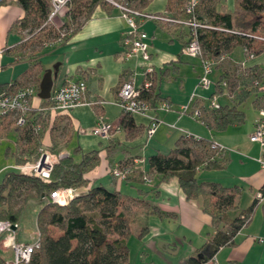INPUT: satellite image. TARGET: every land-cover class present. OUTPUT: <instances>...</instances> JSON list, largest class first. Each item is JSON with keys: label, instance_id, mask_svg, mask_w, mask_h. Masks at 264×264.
Listing matches in <instances>:
<instances>
[{"label": "trees", "instance_id": "16d2710c", "mask_svg": "<svg viewBox=\"0 0 264 264\" xmlns=\"http://www.w3.org/2000/svg\"><path fill=\"white\" fill-rule=\"evenodd\" d=\"M1 1L6 2V0ZM147 1L130 0V3L136 11L143 12L140 8ZM216 2L217 0H200L192 14L194 19L204 26L195 30L201 49L200 60L226 57L236 47L241 49L246 47L251 49L253 54H259L264 47L254 50L253 41L245 35L253 34L264 27L261 20L264 0H236L237 12L234 15L216 13ZM186 3L187 0L181 1L180 15L176 18H168L186 20L191 17L184 12ZM14 4L22 11L23 16L10 26V32L28 29L29 34L33 32L40 34L44 31L55 34L54 29H59L53 25L44 26L50 12L48 0H14ZM97 4L112 8L98 0L70 1L60 19V28L66 29L65 37L60 43L80 27L81 23L72 27L76 19L80 15L84 16L83 21L87 19ZM186 30L187 40L182 46L190 39L189 29ZM56 38V35L47 37V41L40 42L41 47L38 51L32 49L28 53V63L32 69L38 65L37 53L45 48L46 42L54 41ZM216 66L218 65L214 68H219ZM167 76L168 71L165 68L160 74L152 71L148 79L149 87L144 89L143 84L139 87L137 97L145 102L149 109H155L157 104L162 102L156 91L159 81ZM263 80L264 71L257 65L241 70L235 67L231 72L221 69L207 102L225 94L229 103L218 105L216 109H211L207 105L196 107L199 111L197 121L212 132H223L228 127L242 125L244 113L241 107L249 98H252V106L257 112L264 110V97L261 94ZM18 85V82L0 85V92L12 91ZM119 85L120 83L116 93ZM47 105V101L43 103V107ZM57 117L55 115L53 120L49 121L48 114L40 116L30 113L22 127L11 128L16 138L13 153V161L16 165L35 159L44 133H47L50 139L48 147L54 144L52 132ZM39 118L41 129L38 133H33V127ZM10 124L9 117L0 118L2 136L9 131ZM118 125L128 137L138 132L129 114L120 113ZM211 142L200 138L196 141L181 136L166 153H154L146 161L148 169L159 177L160 182L175 178L185 200L199 199L202 212L209 218L212 235L196 250L194 256L185 260V264H204L211 260L220 248L233 246L234 236L249 222L256 203L254 201L236 217L229 218L228 212L237 209L235 199L239 189L197 181L196 174L199 170H213L219 167L216 158H219L221 153L209 149ZM97 163L96 151L81 155L77 162L71 156L62 157L53 164L48 182H42L31 175L10 169L1 173L0 221H8L16 225L23 208L39 205L35 217L38 248L32 250L27 264H127L126 239L129 226L140 218L145 220L151 215L159 218L172 217L171 214L160 212L144 200L147 191L136 190L135 195H128L98 185L84 187L87 182L86 174ZM138 178L137 182H140L141 174ZM60 188L74 191L85 188V191L74 194L66 205L58 206L48 197L50 193ZM263 190L264 186L260 191ZM53 229L59 233L56 237ZM146 230L147 225L144 222L138 236H143ZM3 263L4 260L0 256V264Z\"/></svg>", "mask_w": 264, "mask_h": 264}, {"label": "crops", "instance_id": "0c3cea01", "mask_svg": "<svg viewBox=\"0 0 264 264\" xmlns=\"http://www.w3.org/2000/svg\"><path fill=\"white\" fill-rule=\"evenodd\" d=\"M181 1L148 0L140 10L147 14L176 18L180 15ZM215 12L234 15L237 12L236 0H217ZM22 16L23 13L14 4V0H6L2 3L0 7V49L2 50L0 73L3 67L8 66L10 76L8 81H2L0 85L14 82L19 83L17 87L28 84L33 85L35 97L32 100V108L36 109V107H42L43 103L46 102L37 97L39 84L45 71H51L49 96L53 89L63 85L66 81H84V102L94 103L95 105L75 107L68 112L67 116H63L61 121H64L62 124L68 127V132L65 148L58 151L57 155L71 156L77 162L80 160L81 155L96 151L98 153V163L100 158L102 159V171L99 170L98 165H95L91 170L92 179L88 176L90 171L86 174L87 180H92V186L98 185L105 188L107 186L122 187L123 185L124 187H130L133 190V195H135L136 190L147 191L144 200L150 206L160 212L172 215V217L166 218L151 215L145 220L140 218L139 227L145 222L147 230L143 236H137L139 240L146 243L154 238L155 242L164 243L168 250L175 251V254L171 255L175 256L180 252V245L178 240H174L173 233L184 223L191 231L190 234L196 239L195 245L187 246L189 251L186 258H188L194 256L196 250L212 235L209 218L201 212L200 200H185L175 178L167 182H160L159 177L148 169L146 162L149 156L157 152L162 153L165 149L163 147H171L175 140L184 134L206 141L210 140L224 148L219 158H216L219 165L217 169H202L196 175L200 182L216 183L221 187H237L239 189V194L235 199L237 209L228 212L229 218L236 217L241 210L246 209L256 201V193L264 186V172L256 159L260 156L264 159V151H260L256 144L248 141L254 121L258 117V112L252 106V99L251 109L248 113H244L242 110L244 113L242 125L228 127L223 132H212L193 119L190 114L192 109L206 106L200 98L195 99L196 83L192 90L193 93L185 105L188 107L186 114L179 115V109L175 112L170 109L168 112L150 109L148 115L155 117L158 121L155 132L150 138L145 134L148 119L131 116L138 132L128 137L118 125L120 110L115 104L116 89L118 84L124 81L131 71L136 72L142 63L138 57L124 60L121 56L120 34L126 28L118 11L108 6L95 5L87 19L65 41L52 47L43 48L40 53H37L38 65L34 69L28 63V52L25 53L26 50H21L22 53L19 52V44L23 41L20 35L25 30L9 31L10 26L20 20ZM261 20L264 23L262 15ZM139 29L147 37L148 65L153 68L154 73L160 74L165 68L168 75L170 73L176 75L179 72L180 50L187 40L186 28L145 20L140 24ZM258 32L264 36V27L253 34H258ZM44 50H47L48 53L45 54ZM21 56H23L22 59ZM226 60L227 56L222 62L223 66L216 68L218 75L221 69L231 72L236 67V65L230 64L229 60L228 62ZM245 64L246 67L257 65L264 71V48L259 54H254L252 60L247 61ZM136 77H140L137 78L138 80L135 78L134 82L135 86L139 88L143 84V77L138 75ZM161 82L162 80L159 81L156 92L162 102L170 106L169 96L159 92ZM261 94L264 97V80L261 86ZM226 103H229L227 97L223 104L226 105ZM189 109L191 110L189 111ZM98 115H101L107 123L117 127V130L107 139H100L91 135V130ZM49 117V121L53 120L51 113H49ZM61 121L56 124H60ZM10 122L8 132L12 131L11 128L14 126L11 119ZM87 131L89 134L82 135ZM157 134L158 136H156ZM73 136L76 137L77 146L70 151L67 145ZM46 143L49 144V141ZM147 147L149 148L147 149ZM13 153L14 143L12 149L6 148L3 154L4 158L11 160V165L15 164ZM135 161H137V164L133 165ZM115 164L133 165V172L127 177L128 180L118 181L107 176L106 182H99V179H103L101 173ZM5 170L7 169L2 168L0 171ZM140 174L145 176L150 183L146 184L142 180L137 182ZM113 190L119 191L118 189ZM34 228L36 231L35 224ZM258 239L262 241L259 242ZM17 242L30 244L25 240H18ZM181 242H184V238H181ZM233 243V246L220 248L212 259L204 264H264V191L261 200L255 203L249 222L236 233ZM161 252L166 254L162 250ZM8 254H10L8 251L0 249L1 257ZM183 264H185V261Z\"/></svg>", "mask_w": 264, "mask_h": 264}, {"label": "built area", "instance_id": "2783aa9c", "mask_svg": "<svg viewBox=\"0 0 264 264\" xmlns=\"http://www.w3.org/2000/svg\"><path fill=\"white\" fill-rule=\"evenodd\" d=\"M50 4V12L47 16L44 26H54L55 28H60L61 17L66 11L68 4L71 0H48ZM103 2L113 9L117 10L120 17L125 23V30L120 34L119 45L121 47V56L124 60L138 57L142 63H144L143 72L141 75L143 77V88L147 89L149 87V76L152 73L150 65H148L149 54L148 45L146 44V35L142 32L139 27L140 24L145 20L163 22L172 26H182L189 29L190 39L188 42L182 46L180 52L184 56L193 59H200L201 49L197 42L195 30L198 28H204L200 25L192 16L193 11L196 9L200 0H187L184 6V12L191 17L186 20H174L163 15H153L147 14L145 12L136 11L130 3V0H98ZM2 1L0 0V7ZM248 39L252 41H262L264 39L258 37L254 34L245 35ZM65 37L64 33H59L54 41L46 42L44 47H52L55 44L60 43ZM245 60L236 64V68L241 70L246 67V62L252 60L254 54L251 49L246 47L242 48ZM2 55V50L0 49V57ZM226 59L225 56H220L217 59H207L200 60L201 76L198 79L197 87L202 90H207L210 86L207 80V75L211 73V68L219 63H222ZM136 78L135 71H131L127 78L120 82L118 91L116 93L115 104L119 108L120 113L129 114L130 116H139L148 119V125L145 129V134L150 138L156 129L158 121L153 116H149L148 105L138 99V89L134 82ZM224 86L223 83H221ZM85 84L83 80L77 81H66L63 85L56 87L51 91V94L47 100L48 105L42 106L40 108H32V100L35 97L34 86L28 84L23 87H16L9 92H0V118L9 117L12 123L16 127H22L25 124V120L30 115V113H35V115L43 116L44 114L51 113L54 117L57 116H67L68 112L79 106L88 105L94 106V103L84 102ZM215 99L207 102V106L211 109H216L218 104H216ZM156 110L158 111H169V105L165 102H160L157 104ZM187 106L179 108V115H184L188 111ZM191 117L195 120H199V111L194 108L190 112ZM40 118L36 125L33 127V133H38L41 129ZM117 130L110 123L104 121L101 115L96 117L95 124L91 130V135L98 137L100 139H107L112 136V134ZM185 138H192L198 140L199 138L193 137L189 134L183 135ZM248 141L256 144L260 151H264V110L258 111V117L254 121L253 129L248 136ZM209 149L212 151H217L222 153L224 148L215 143L211 142ZM63 155H50L47 151L43 152L39 150L38 155L35 159L27 161L21 165H10L7 169L17 171L22 174L31 175L34 178L39 179L42 182H48L50 172L54 163H56ZM141 162V161H139ZM261 170L264 172V159L259 157L256 159ZM137 164V161L133 162V165ZM133 165L131 164H115L110 168V175L115 180L125 181L128 176L133 172ZM142 181L149 184L150 181L142 175ZM264 191V190H263ZM263 191H259L255 195V200L260 201L262 198ZM75 191L73 189H57L50 193L48 199L58 205L64 206L67 202L74 196ZM16 225H12L8 221H0V249L8 251L11 254V259L4 260L3 264H27L32 250L38 248L37 234H35V241L33 244H23L16 241L15 238V228ZM261 242L262 240H259Z\"/></svg>", "mask_w": 264, "mask_h": 264}, {"label": "rangeland", "instance_id": "374dc122", "mask_svg": "<svg viewBox=\"0 0 264 264\" xmlns=\"http://www.w3.org/2000/svg\"><path fill=\"white\" fill-rule=\"evenodd\" d=\"M83 1H85V0H83ZM262 16L264 17V11H263ZM83 19H84V16L80 15L76 19L75 24H73L72 27H75L76 24L82 23ZM54 30H55L54 31L55 34H53V32H49V31H44L40 34H37L34 32L32 34H29V30L28 29L25 30L23 32V34L20 35L23 42L20 44L21 49L19 48L20 49L19 52L22 53L21 50H26V49H27V51L25 53H27V52L29 53L32 49L38 51V48L41 47V46H39L41 44L40 42L47 41L46 40L47 37H49L51 35L58 36L59 33L66 32V29H63V28H59L58 30L54 29ZM254 35L264 39V36L262 34H259V32H258V34H254ZM263 46H264V42L253 41L254 50L258 49L260 47H263ZM47 50H44L45 54L48 53ZM22 57L23 56H21V59H22ZM228 60L230 61V64H234V65H236L240 62H243L245 60V56L243 54L242 49L241 48L233 49L231 51L230 55L227 56L226 61L228 62ZM179 61H180L179 72H177L176 75H173L172 73H170V75H168L166 78H163L162 82L159 84V92L166 95V96H169L170 102H171L169 108L173 112L177 111L180 108V106L186 105L187 100L190 98L191 94L193 93V91H192L193 87L196 85V83H198V79L201 76V67H200V62H199L198 58H196V59L188 58V57H186L180 53V60ZM221 65L223 66V63L218 64V66H220V67H221ZM218 66H216V67H218ZM143 69H144V63H142V65L139 66V69L135 72L136 76L137 75L142 76L141 72H143ZM151 69L153 70L152 67H151ZM233 71H234V68H233ZM9 74H10V68L8 66L3 67L1 69V73H0V82L8 81V79H9L8 77L10 76ZM217 76H218V71L216 70V68L212 67L211 73L208 74L206 77L210 83L209 88L207 90H202L196 86L197 90L194 93L195 99L200 98L207 105L208 95L211 93V91L213 89V85L217 80ZM137 78H140V77H136V80H138ZM225 98H226V95L217 96L216 101H215L216 104L224 105L223 103L225 101ZM251 99L252 98H249L242 105L241 109L244 111V113H248L249 109H251L250 108ZM226 104H228V103H226ZM190 110L191 109H189V111ZM62 118H63V116H61V115L58 116L57 117V123H59V121H61ZM62 123H64V121H61L60 124H55V126H54V129L52 132V137H53V140L55 143L53 145H51V147H48V145H50V142H49V144L46 142L50 141L49 136L47 133L43 134V136L44 135L45 136L44 137L42 136L41 145L39 146V148H37V150L39 149V150H42L43 152L47 151V153H49L50 155H57L58 151L65 148L68 127L64 126V124H62ZM2 134H3L2 129H0V170L2 168L7 169V167H9L12 164L11 160L4 158L3 154H4V151L6 148L12 149L13 143L15 142V134L13 131L8 132L4 138H2L3 137ZM87 134H89L88 131L85 132V134L82 133V135H87ZM156 136H158V134ZM152 140L154 141V139H152ZM151 143H153V142H151ZM75 146H77L76 137L73 136L71 138V140L69 141L67 147L71 151ZM172 146H173V144H172ZM172 146L171 147L170 146L169 147H163L165 149H163L164 151L162 153H166L168 150H170L172 148ZM148 148L149 147H147V149ZM145 158H147V157H145ZM14 165H16V164H14ZM19 165H21V164H19ZM96 165L99 166L98 167L99 170L102 168V159L101 158H100V162L97 163ZM91 170L88 173V176L92 179V171ZM101 171H102V169H101ZM1 173L2 172L0 171V176H1ZM101 175H102L103 179H101V180L99 179V182H101V183L106 182V180H107L106 177L107 176L111 177L110 167L106 168L105 172L103 171V173H101ZM141 177H142V175H141ZM196 179L198 181L197 175H196ZM90 186H92V180L89 179V180H87L86 185L84 187H90ZM105 188H107L108 190L118 189L123 194L133 195V190L130 187H124L123 185H122V187H108L107 186ZM84 191H85V188H79V189L75 190V194L81 193ZM38 208H39V205H33L30 207L27 206V207L22 209V211L18 217V221L16 223V226H15V228H16L15 237H16L17 241L18 240H20V241L25 240L30 244L34 243V241H35L34 237L36 234L34 224H35V217H36V213H37ZM201 212H202V210H201ZM203 215L207 217V215L205 213H203ZM140 222L141 221L138 220L136 223L129 226V234H128L127 239H126L127 264H183V262L187 259L186 257L188 255V251H189L188 247H191L192 245H195V243H196L195 237L190 234L191 231L185 226L184 223L178 230H176L173 233L174 238H175L174 240H178V244L180 245V252L175 256H171L169 254H164L163 252H161V249L159 248L160 242H155L153 240L154 238H152V240H150L149 242H146V243H143L141 240L138 239V237H139L138 231L140 228L139 227ZM52 231H53V234L55 237L59 234L54 229ZM181 238H184L183 243L181 242ZM176 249H177V247H176ZM2 258L5 260H9V259H11V254L3 255Z\"/></svg>", "mask_w": 264, "mask_h": 264}, {"label": "water", "instance_id": "95a60500", "mask_svg": "<svg viewBox=\"0 0 264 264\" xmlns=\"http://www.w3.org/2000/svg\"><path fill=\"white\" fill-rule=\"evenodd\" d=\"M51 88V71L47 70L45 71L40 84H39V93L37 94V97L40 100L47 101L49 98V91ZM159 248L164 251L166 254L173 255L175 254V251H170L166 248V245L164 243H159Z\"/></svg>", "mask_w": 264, "mask_h": 264}]
</instances>
